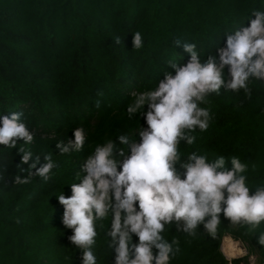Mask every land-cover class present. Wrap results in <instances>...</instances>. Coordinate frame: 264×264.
Returning <instances> with one entry per match:
<instances>
[{
  "label": "trees",
  "instance_id": "1",
  "mask_svg": "<svg viewBox=\"0 0 264 264\" xmlns=\"http://www.w3.org/2000/svg\"><path fill=\"white\" fill-rule=\"evenodd\" d=\"M257 10L264 11V0H0V116L22 112V122L34 133L31 144H0V264H82V250L62 223L58 194L72 195L81 163L98 144L147 126L139 113L128 117L131 93L154 88L170 70L168 60L187 62L189 54L175 39L195 43L204 60L224 46L226 33L250 26ZM135 31L144 39L139 50L133 49ZM249 87L251 97L243 90L208 97L210 103L201 106L211 110L210 127L193 133L194 145L182 142L180 148L210 158L223 155L229 168L230 157H239L248 164L251 194L264 185V80L251 79ZM77 127L86 132L83 150L61 155L57 142L74 140ZM20 147L30 150L33 160L40 156L37 168L45 154L52 155L59 166L48 182L33 176L29 184L13 183L16 175L28 174L17 167ZM221 219L215 239L202 227L194 237L168 228L166 237L178 238L181 249L171 264H228L221 251L226 235L246 242L264 263L259 233L232 229L223 214ZM110 226L107 220L97 224L98 264H114ZM232 264H250L249 255Z\"/></svg>",
  "mask_w": 264,
  "mask_h": 264
},
{
  "label": "clouds",
  "instance_id": "2",
  "mask_svg": "<svg viewBox=\"0 0 264 264\" xmlns=\"http://www.w3.org/2000/svg\"><path fill=\"white\" fill-rule=\"evenodd\" d=\"M252 14L255 18L250 26L226 33L224 46L204 60L195 43L175 39L174 45L189 54L187 62L168 60L170 70L154 88L131 93L134 99L127 106L128 117L139 113L147 126L98 144L81 163L75 175L80 182L71 183L72 195L58 194L64 207L62 223L72 230L69 240L82 250V264H98L94 251L97 224L105 220L111 225L107 236L114 264H171L181 249L178 238L166 237L167 229L174 226L194 237L202 227L215 239L221 214L232 229L245 228L253 235L258 232V243L264 245V231L260 230L264 185L255 186L250 194L248 164L232 156L229 168L223 155L210 158L199 150L183 152L180 148L182 142L194 145L197 136L193 133L210 127L211 110L201 106L210 103L208 97L219 96L221 90L236 94L243 90L251 97L249 81L264 80V11ZM114 42L120 44L121 37L115 36ZM132 44L134 50L144 46L141 32H133ZM22 115L11 111L0 116V144L14 148L21 140L33 142L34 133L22 122ZM73 135L74 140L57 142L61 155L83 150L85 129L77 127ZM19 152L23 155L17 167L28 174L16 175L13 183L17 185L29 184L33 176L48 182L59 166L50 153L37 168L39 155L33 160L30 150L20 147ZM23 164H29L28 169L20 167ZM221 251L228 264L247 254L246 248Z\"/></svg>",
  "mask_w": 264,
  "mask_h": 264
},
{
  "label": "bare ground",
  "instance_id": "3",
  "mask_svg": "<svg viewBox=\"0 0 264 264\" xmlns=\"http://www.w3.org/2000/svg\"><path fill=\"white\" fill-rule=\"evenodd\" d=\"M244 247L242 246L240 241L233 239L230 235H226L223 238L222 249L225 253H230L232 251L242 250Z\"/></svg>",
  "mask_w": 264,
  "mask_h": 264
},
{
  "label": "rangeland",
  "instance_id": "4",
  "mask_svg": "<svg viewBox=\"0 0 264 264\" xmlns=\"http://www.w3.org/2000/svg\"><path fill=\"white\" fill-rule=\"evenodd\" d=\"M231 236V235H230ZM232 237V236H231ZM234 239V238H233ZM236 240V239H235ZM237 241H240L241 242V244H242V246L244 247V248H246L247 249V254L249 255V257L250 256H254L255 257V260L254 261H250V264H260L259 263V261H258V258H257V254L255 253V252H251V250H250V247H249V245L246 243V242H243V241H241V240H238L237 239Z\"/></svg>",
  "mask_w": 264,
  "mask_h": 264
},
{
  "label": "built area",
  "instance_id": "5",
  "mask_svg": "<svg viewBox=\"0 0 264 264\" xmlns=\"http://www.w3.org/2000/svg\"><path fill=\"white\" fill-rule=\"evenodd\" d=\"M260 264H264V263H260Z\"/></svg>",
  "mask_w": 264,
  "mask_h": 264
},
{
  "label": "water",
  "instance_id": "6",
  "mask_svg": "<svg viewBox=\"0 0 264 264\" xmlns=\"http://www.w3.org/2000/svg\"><path fill=\"white\" fill-rule=\"evenodd\" d=\"M223 250V249H222Z\"/></svg>",
  "mask_w": 264,
  "mask_h": 264
}]
</instances>
